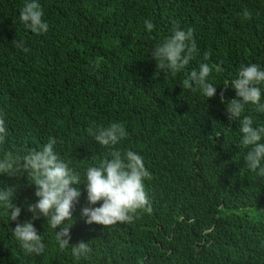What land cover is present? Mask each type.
<instances>
[{
    "label": "trees",
    "instance_id": "1",
    "mask_svg": "<svg viewBox=\"0 0 264 264\" xmlns=\"http://www.w3.org/2000/svg\"><path fill=\"white\" fill-rule=\"evenodd\" d=\"M24 2L0 0V117L8 131L0 156H22L53 137L81 176L73 185L81 196L60 250L47 219L32 220L28 211L38 197L27 172L0 173V187L16 185L13 203L21 208L18 221L0 208V264H264V177L246 167L239 122L221 103V93L225 102L237 98L224 82L241 65L264 69V0H38L44 34L19 20ZM244 9L252 19H242ZM176 26L194 29L198 53L172 75L157 70L151 51ZM15 38L30 52L14 47ZM201 62L212 67L211 98L181 84ZM256 107L246 104L241 118L264 125ZM92 122L122 124L128 135L115 147L142 155L151 173L144 180L151 212L138 210L130 223L87 224L81 215L102 203L88 204L85 171L112 150L88 134ZM25 220L45 243L40 255L26 254L12 234ZM81 241L92 251L77 258L71 248Z\"/></svg>",
    "mask_w": 264,
    "mask_h": 264
},
{
    "label": "clouds",
    "instance_id": "2",
    "mask_svg": "<svg viewBox=\"0 0 264 264\" xmlns=\"http://www.w3.org/2000/svg\"><path fill=\"white\" fill-rule=\"evenodd\" d=\"M43 17L44 11L38 0H25L19 11V20L26 28L36 34L47 33L49 24ZM242 19H252V13L244 9ZM144 25L149 32L155 28L148 19L144 20ZM11 44L25 53L30 52L23 39L15 38ZM197 53L194 29L189 27L183 30L176 26L167 39L155 45L151 58L155 60L157 70L176 75L189 65ZM209 57L210 54L205 52L204 61ZM96 63L98 66L99 62ZM211 72L212 67L201 62L198 69H192L189 76L181 81L182 87L199 90L207 98L214 97L216 86L208 82ZM229 85L235 90L237 98L225 102L221 93V103H226L229 121L239 122L240 145L247 149L244 156L246 167L264 177V125L254 126L253 119L247 115L241 118L248 103L255 104L258 112H264V69L256 63L241 65L237 77L224 82L225 88ZM87 132L100 146L112 150L109 152L110 159L90 165L85 171L83 181L86 180L88 204L102 202L98 207L85 206L81 209V215L86 217L85 222L107 227L117 222H132L138 210L151 212V202L144 184L145 179H151V173L145 167L143 156L131 149L115 147L127 137L125 127L117 122L107 127L92 122ZM7 136L5 120L0 117V144L5 142ZM56 143L55 138L49 137L41 148L32 149L22 156L12 151L5 152L0 156V173L12 177L27 172L30 184L35 185L34 195L38 197L35 203L28 204V211L33 214L32 220L43 215L47 224L56 230L55 240L60 250H64L69 245L72 226L65 224V221L73 220L72 209L81 196L80 188L73 185H79L82 181L81 176L57 154L54 149ZM16 191V185L0 187V208L4 209V214L11 221H18L21 213V208L13 203ZM32 220L16 223L12 234L26 254L40 255L45 251V243ZM91 251L88 243L83 241L71 248L72 255L77 258Z\"/></svg>",
    "mask_w": 264,
    "mask_h": 264
}]
</instances>
